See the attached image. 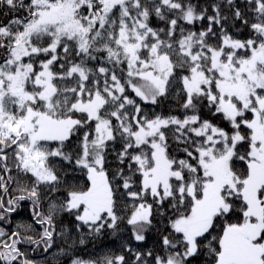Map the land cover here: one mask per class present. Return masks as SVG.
Returning <instances> with one entry per match:
<instances>
[{
  "label": "snow or ice",
  "instance_id": "snow-or-ice-1",
  "mask_svg": "<svg viewBox=\"0 0 264 264\" xmlns=\"http://www.w3.org/2000/svg\"><path fill=\"white\" fill-rule=\"evenodd\" d=\"M211 8L213 15L190 0H0V14L16 13L0 23V222L27 200L42 228L34 238L20 231L31 223L10 234L0 227V264H35L19 245L51 249L63 235L55 231L61 213L74 218L83 245L121 223L144 241L157 212L169 229L160 254L125 243L132 264L200 256L204 264H264V0H247L251 20L233 12L250 30L246 40L223 27L219 4ZM152 16L165 27H152ZM203 19L198 32L182 26ZM176 85L182 116L150 114L135 99L157 105ZM202 107L229 128L202 119ZM169 133L183 158L170 153ZM110 153L126 167L110 173ZM69 264L129 261L72 256Z\"/></svg>",
  "mask_w": 264,
  "mask_h": 264
},
{
  "label": "trees",
  "instance_id": "trees-1",
  "mask_svg": "<svg viewBox=\"0 0 264 264\" xmlns=\"http://www.w3.org/2000/svg\"><path fill=\"white\" fill-rule=\"evenodd\" d=\"M187 2V0H186ZM190 2L194 5H198L200 10L207 9L206 15H213V11L211 8L212 4H219L221 6V16L227 17V19L222 20L223 27L232 34L235 38L246 40L250 36V30L246 26H244L242 20H236L233 16V12L235 8L239 7L242 12H245L247 18L249 20L252 19L251 13L247 10V0H233V5L230 7L227 4V0H190ZM4 12H7V9H4ZM23 15L24 13H19ZM12 15H16V13L10 14L5 17L3 14H0V23H7L8 19H11ZM151 26L154 28L165 27V22L159 21L155 16L150 18ZM182 26L186 29H190L193 31H200L202 28H207L208 21L207 19L196 21L193 25L183 24ZM214 30L219 33V29L221 25H213ZM210 43H215V39H210ZM43 58V57H42ZM95 64V62H93ZM110 67V66H109ZM126 69V66H123ZM118 75H124L121 72L120 68L116 69ZM178 85L174 86L169 94L166 97L160 99L157 105L144 104L139 101V98H135V94L132 93L131 89H126L128 94L134 97L139 103H141L142 108L145 112L148 113H159L162 115H178L182 116L183 111L180 108L181 98L177 94ZM200 115L202 119H211L213 123L219 124L221 127L226 129L229 128L226 122L222 121L219 116L212 117L211 113H209L206 107H202L200 109ZM230 130V129H229ZM78 137L74 136L71 142L68 143L66 151L71 150L76 144ZM169 143L170 153L176 155L178 158H183L184 153L175 151L177 145L175 141L171 139V133H169ZM51 147H56V144H51ZM113 147L116 151H119L121 148L120 142H116ZM108 160L110 161L108 167L110 173H114L118 167H126L119 165L115 158V153H110L108 156ZM9 163L11 164V158ZM52 164L56 165L58 171L63 175L64 169L59 166V158H53L51 161ZM240 166L239 164L237 165ZM67 167V166H66ZM12 175L20 179L21 183H29V178L24 176V174H18L13 168ZM69 181L71 182V177H69ZM11 188H16V184L13 183ZM135 190V189H134ZM44 195H42V208L40 209L45 214H47L48 203L50 202L47 197V189H42ZM18 193L10 190L9 195H17ZM53 196L59 200L63 197V190L59 194H53ZM7 199V197H5ZM150 200V198H149ZM130 204L131 201H128ZM121 211L118 212V215H125L123 202L119 205ZM164 209L167 210L168 215H171V210L168 209L167 202L164 205ZM33 224L34 228L32 231L25 232L23 229H20L22 236H33L37 238L39 233L42 231V228L39 225L34 224L32 218V204L30 201H21L19 207L16 212L12 213L7 222H0V227L4 228L6 232L9 234L17 229V225L20 224ZM75 221L74 218L69 216L67 213H61L57 216L55 220V231L57 234L63 233V235H57L54 238V245L47 252L44 251L43 245H29L26 243H22L19 245L21 251H24L27 257L35 262V264H69V260L72 256H79L83 259H98L102 258L105 255H113V254H124L126 255L129 264H132L133 256L130 253H127L126 249L123 248L125 243L129 244L135 251L148 252L152 250L155 254H160L161 245V237L162 235L168 234V226H167V216L161 217L157 212L153 217V226L146 230L144 241H135L131 237V230L126 226V223H121L120 228L114 234L111 230H104L99 236L95 238H90L85 236V244H79V234L76 233L74 227ZM86 233L87 230L84 229ZM61 249H65L66 251L62 252ZM206 257L200 256L191 261V264H204V260Z\"/></svg>",
  "mask_w": 264,
  "mask_h": 264
}]
</instances>
